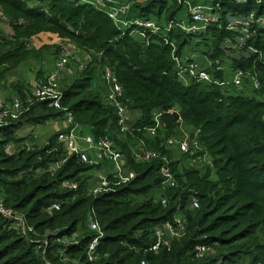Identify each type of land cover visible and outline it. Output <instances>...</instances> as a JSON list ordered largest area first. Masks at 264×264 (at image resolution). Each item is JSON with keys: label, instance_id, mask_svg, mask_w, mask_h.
Masks as SVG:
<instances>
[{"label": "trees", "instance_id": "obj_1", "mask_svg": "<svg viewBox=\"0 0 264 264\" xmlns=\"http://www.w3.org/2000/svg\"><path fill=\"white\" fill-rule=\"evenodd\" d=\"M133 7L138 16L152 15L160 32L119 29L102 10L78 0H0L12 30L5 35L0 27V85L19 65L53 55L52 48L56 62L59 41L75 44L89 57L71 71L75 76L62 75L60 108L49 96L32 95L40 78L51 86L57 81L38 71L34 80L13 85L21 107L0 110V201L12 214H0V264H264V28L238 45L239 33L223 22L194 34L175 27L181 0H147ZM257 11L264 13V0ZM193 38L203 42L212 62L227 58L232 68L248 70L257 86L247 80V87L237 90L186 76L184 83L172 55L193 50ZM33 39L55 45L36 47ZM105 68L122 85L132 114L124 133L105 98L104 79L105 87L93 83ZM224 75L212 70L213 78L224 80ZM170 110L177 111L178 120ZM65 112L94 137L113 139L134 178L112 192L93 194L98 178L91 185L89 171L94 166L67 155L58 133L40 146L33 133L17 134L25 124L44 125ZM156 113L160 124L151 134ZM181 125L192 137L198 131L195 151L166 144L169 137L178 138ZM8 144L14 147L10 153ZM140 149L157 156L137 161L134 152ZM203 157L209 165L194 163ZM163 166L175 186H163ZM53 203L58 207L48 210ZM176 214L183 228L177 229ZM91 219L103 236L90 258L87 248L96 234ZM165 222L178 234L153 250L155 228Z\"/></svg>", "mask_w": 264, "mask_h": 264}, {"label": "built area", "instance_id": "obj_2", "mask_svg": "<svg viewBox=\"0 0 264 264\" xmlns=\"http://www.w3.org/2000/svg\"><path fill=\"white\" fill-rule=\"evenodd\" d=\"M82 3H88L93 5L99 10H102L107 14L109 18L114 20L116 26L119 29L125 27H132L136 32H149L151 34H158L162 29L155 19L145 18L144 16H138L137 9L133 5L137 2H145L147 0H78ZM159 1V0H155ZM182 8L185 9L187 17H178V20L174 23L175 27L182 29L188 33L194 34L202 32L207 29H211L215 26L221 27L222 22L225 23V27L228 31L238 32L239 37L237 44H242L243 40L251 37L257 28H264V13L257 11V5L260 0H181ZM224 3H227V7H224ZM236 6V7H235ZM136 14V15H135ZM0 21H5V17L0 10ZM172 22L165 24L166 30L172 26ZM165 30V29H164ZM133 31V32H134ZM59 55L54 65L52 78L55 80L65 71L68 62L73 57L74 49L69 43L59 42ZM172 46V44H171ZM251 51L253 49L249 48ZM172 59L176 62L178 73L181 76H186L195 79L200 82L214 83L221 86H233L237 90H242L248 84L247 80H251L254 86H257L255 80L251 76L248 70L236 67L232 68L229 60L225 58L223 63L219 61L212 62V67L207 70L200 68L198 63L191 57H179L172 55ZM229 63L226 67L231 69L232 75L230 80H219L213 78L211 70L223 71L221 65ZM225 73V72H224ZM103 79L108 88V92L105 96L106 100L111 103L116 109L117 125L121 133L128 131L132 126V114L128 108V101L124 97L123 88L118 81L116 75L110 68H105L103 71ZM32 95L36 98H44L49 96L52 98V106L54 108H60L61 91L54 86L46 85L44 82H34ZM21 107L18 99H12L9 103L7 100L0 99V110L3 109V114L17 111ZM172 113L177 111L170 110ZM160 113H156L154 116L155 125L149 127L148 131L154 134L156 128H158ZM65 122V128L58 133L57 138L62 143L66 150L67 155H74L79 161L99 166L103 161H107L113 165V169L110 172H103L98 174V181L94 187L90 189L93 194L112 192L115 187L127 183L134 178L135 173L128 170L125 166V156L116 144V142L109 138L108 135L102 137H94L88 132L82 130V126L77 124L70 112H65L63 116ZM196 131L192 138L187 135L177 139L176 137H169L166 140V144L169 147H176L180 151H195L198 147ZM6 152H12V146H6ZM156 153L151 151L136 150L134 152L135 160H149L152 157H156ZM58 164L54 165L56 168ZM163 175V186H175V181L171 171L163 166L161 168ZM111 175V176H110ZM110 176V177H109ZM69 187H75V184L65 182ZM162 202H165L162 199ZM193 206L197 207V202L193 201ZM56 204H51L48 210L57 208ZM0 214L4 217H11L10 209L6 208L0 201ZM179 216V215H178ZM178 228H183V219L176 216L174 217ZM89 228L96 232L93 239L90 241L87 248V255L91 258L93 251L95 250L98 240L103 236V233L95 221V219L89 220ZM176 229V230H177ZM173 229L170 222H165L155 228V235L157 236V242L152 246L153 250H156L161 241H163L164 235L175 236L178 232ZM164 242V241H163Z\"/></svg>", "mask_w": 264, "mask_h": 264}, {"label": "rangeland", "instance_id": "obj_3", "mask_svg": "<svg viewBox=\"0 0 264 264\" xmlns=\"http://www.w3.org/2000/svg\"><path fill=\"white\" fill-rule=\"evenodd\" d=\"M181 9L182 10L179 11L177 16L186 18L187 13H186L185 9L184 8H181ZM155 10H156V8H155ZM160 23H162V22L160 21ZM0 27L3 30V33L5 35L11 34L12 30H11V27L8 25L7 21H0ZM136 34H137V36H141L140 33H136ZM31 42L32 43L35 42L36 45H33V46H36V47H39L43 44H49V46H51V47L55 45V42H53V41H42L41 39H33V40H31ZM197 42H200V43L198 45H196ZM69 44L75 51V48H76L75 44H73L71 42ZM191 46H192L193 50L189 49L188 47H186L184 49L185 57H191L192 59H194V61H196L198 63L200 68H205V69L209 70L212 67V60L203 53V51L205 50V46L203 45V42L200 41L199 38H193ZM77 50H78L77 53L81 57V63H82V65H84L87 62L86 53L83 52L80 48H77ZM51 51H53V55L51 54V52L47 54L48 57L46 58L45 63L43 64L42 68L45 67L44 65H46L45 68L49 67L51 64L54 66L55 61H54V57H53L54 56L53 48L51 49ZM73 62H75V60L70 59V61L68 62L69 64L67 65L65 71L60 75L59 78L56 79L57 81L54 82L55 88L58 89L59 84H61V82L63 80V78H62L63 74H66L68 76L71 74L74 75V73L71 71H74V68H76V67L79 68V63H76V65L73 66L72 65ZM34 64H35L34 61L29 60L28 65H26V63L19 65L14 70L8 72L6 74L5 81L2 82V84L0 85V96H3L2 98H7V100L8 99H15V98L18 99V97L16 96L15 93L11 92L10 95H7L8 94L7 92L9 89H11L12 91H14V90L16 91V88L13 85L16 83V81L17 82L24 81L21 78L22 74L25 71H28V69L25 66H27L28 68H31L34 66ZM228 65H229V63L221 65L223 67L224 72H225L224 79H226V80H230L231 75H232L231 69L226 68ZM71 66H73V67H71ZM53 70H54V67H53ZM211 73H212V70H211ZM45 75H46V71L44 70L43 78L45 77ZM180 78L183 79L182 81L184 83L188 82V79L186 77L184 78V76H181ZM39 80H42V78H40ZM93 83L95 86L105 87L103 77L102 78H96ZM59 123H60V119L57 118V119H50L44 125L25 124L24 126H22L21 128H19L17 130V134L19 136H23V135L29 133L30 131L33 132L34 142L40 146V145L45 144L47 139L49 137H51L53 134L60 133V131L62 129H61V126L59 125ZM62 126H63V122H62ZM180 129H181L180 133L178 134L179 138H182L185 135H187V137L190 136L192 138V136L190 135V129L188 127L181 125ZM82 130L86 133L88 131V128L83 126ZM179 138H177V139H179ZM57 141H58V138H57ZM13 150H14V147H13L12 151ZM200 160H198L197 162H194V163L196 165H198L200 163L199 165L202 164L203 166L210 164V160L207 157H203ZM105 165L108 167L107 168L108 170H106L104 168ZM112 169H113V165L109 162H107V163L103 162V163H101L100 167L97 166V167L92 168L89 171L90 175H92L91 180H90V184L91 185L94 184L95 180L98 178V174L103 173L105 171H112ZM89 188H91V186ZM177 217H179L178 214H177ZM169 235H167V234L164 235V238H163L164 242H166V240H167L166 238H168Z\"/></svg>", "mask_w": 264, "mask_h": 264}, {"label": "crops", "instance_id": "obj_4", "mask_svg": "<svg viewBox=\"0 0 264 264\" xmlns=\"http://www.w3.org/2000/svg\"><path fill=\"white\" fill-rule=\"evenodd\" d=\"M60 42V41H59ZM59 42H56V43H59ZM31 43V42H30ZM59 45V44H58ZM77 48H75V52H74V54H73V57L71 58V60H75V62H73V66H75L76 65V63H79L80 65H82V63H81V57L79 56V54L77 53ZM48 56L47 55H45L44 57H43V60L40 62V61H37V60H35V59H31L30 61H34V66L33 67H31V68H28L27 66H25L27 69H28V71H25L23 74H22V79L24 80V81H32V80H34L35 78H36V73L38 72V71H41V73L44 75V70L46 71V75L45 76H49L51 73H53V65L51 64L49 67H47V68H45L46 67V65H44L45 67L44 68H42V66H43V64L45 63V60H46V58H47ZM87 59L89 58V57H86ZM85 59V58H84ZM86 59V60H87ZM28 63H29V61H27L26 62V65H28ZM25 64V63H24ZM52 66V67H51ZM73 66H71V67H73ZM75 69V68H74ZM30 70V71H29ZM11 92L12 93H15L16 94V91L14 90V91H12L11 89H9L8 90V94L7 95H10L11 94ZM6 95V94H5ZM3 96H0V99L1 100H6L7 98H2ZM62 122H63V126H62ZM65 122H64V120H63V118H61L60 119V123H59V125L61 126V129L63 130L64 128H65ZM61 130V131H62ZM31 132V131H30ZM31 133H33V132H31ZM103 162H105V163H107V161H103ZM102 162V163H103ZM101 165V164H100ZM106 170H108L107 168V166L105 165V167H104ZM105 172H110V171H105Z\"/></svg>", "mask_w": 264, "mask_h": 264}, {"label": "water", "instance_id": "obj_5", "mask_svg": "<svg viewBox=\"0 0 264 264\" xmlns=\"http://www.w3.org/2000/svg\"><path fill=\"white\" fill-rule=\"evenodd\" d=\"M71 29V28H70ZM72 30V29H71ZM79 33V32H78ZM102 76H103V72H102ZM154 76H151V78H153ZM174 114V117H175V119L176 120H178V118H179V116H178V114L175 112V113H173Z\"/></svg>", "mask_w": 264, "mask_h": 264}]
</instances>
